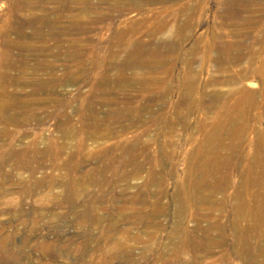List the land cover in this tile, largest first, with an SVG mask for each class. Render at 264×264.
Listing matches in <instances>:
<instances>
[{"label": "rangeland", "instance_id": "374dc122", "mask_svg": "<svg viewBox=\"0 0 264 264\" xmlns=\"http://www.w3.org/2000/svg\"><path fill=\"white\" fill-rule=\"evenodd\" d=\"M262 1L0 0V264L264 263L233 227L264 130Z\"/></svg>", "mask_w": 264, "mask_h": 264}, {"label": "bare ground", "instance_id": "6f19581e", "mask_svg": "<svg viewBox=\"0 0 264 264\" xmlns=\"http://www.w3.org/2000/svg\"><path fill=\"white\" fill-rule=\"evenodd\" d=\"M23 1V0H22ZM237 1V0H236ZM246 1V0H245ZM259 0H249V3H258ZM262 3H264V1H262ZM240 4V3H239ZM29 5V4H28ZM35 6V5H34ZM27 7V6H26ZM29 7V6H28ZM241 6L239 5V8ZM248 7V6H247ZM31 8V7H30ZM234 8V7H233ZM28 9V8H27ZM32 9V8H31ZM84 9V8H83ZM86 9V7H85ZM90 9V8H89ZM118 9V8H117ZM25 10V9H23ZM19 11V10H18ZM85 11V10H84ZM232 11V10H231ZM246 11V10H245ZM22 13V12H21ZM48 13V12H47ZM85 13V12H84ZM242 13V12H241ZM32 14V13H31ZM30 15V14H29ZM28 15V16H29ZM46 15V14H45ZM27 18V17H26ZM30 18V17H29ZM49 20V19H48ZM75 20V19H74ZM73 20V21H74ZM77 20V19H76ZM79 21V20H78ZM48 23V22H47ZM78 23V22H77ZM24 24V23H22ZM27 24V23H26ZM50 24V23H48ZM29 25V24H27ZM23 26V25H21ZM27 27V26H26ZM36 27V26H35ZM11 28V27H10ZM24 28V27H23ZM34 29V28H33ZM36 30V28H35ZM38 31V30H37ZM35 33V32H34ZM54 33V32H53ZM38 34V33H37ZM8 35V34H7ZM41 36V35H40ZM2 37V35H1ZM52 37V36H51ZM218 37V36H217ZM120 38V37H119ZM250 38V37H249ZM6 39V38H5ZM126 39L128 40V38L126 37ZM222 39V38H221ZM256 39V38H255ZM258 39V38H257ZM126 40V41H127ZM246 40V39H245ZM5 41V40H4ZM23 41V40H21ZM140 41V40H139ZM243 39L240 38L239 41H237L239 44H234L233 42H224V44H222V49L223 51L227 50V49H230L232 47H234L236 45V47H240L241 44H243ZM6 42V41H5ZM131 42V41H130ZM142 42V41H141ZM246 42V41H245ZM264 42V40H263ZM20 43V42H19ZM135 43V42H134ZM137 43V42H136ZM212 43V42H211ZM247 43V42H246ZM10 44V43H9ZM28 44V43H27ZM264 44V43H263ZM16 45V44H15ZM18 45V43H17ZM24 45V44H23ZM13 46V45H12ZM29 46V45H28ZM27 46V47H28ZM133 46V45H132ZM255 46V45H254ZM10 48V47H8ZM24 48L25 45H24ZM36 48V47H35ZM122 48V47H121ZM41 49V48H40ZM43 49V48H42ZM118 49V48H117ZM22 50H24L22 48ZM21 50V51H22ZM119 50V49H118ZM129 50V49H128ZM26 51V50H25ZM115 51V50H114ZM126 51V50H125ZM143 49L142 47L138 46V47H135L133 48L131 51H130V54L129 56L125 59V60H122L121 62H119L120 64H118V68L119 70L121 69V74L119 75V79L117 80L116 82V85H113L112 82L109 81L110 85H104L105 87L104 88H101L102 91L106 92L107 90H110L111 88H114V87H118V86H123L125 84V80L123 79V69L127 68H132V69H137L136 67H138L141 63H142V60H143ZM73 52V51H72ZM113 53V52H112ZM117 53V52H116ZM81 54V53H80ZM115 54V52H114ZM146 54V53H145ZM152 54V53H151ZM29 55V54H28ZM112 55V54H111ZM116 55V54H115ZM114 55V56H115ZM22 57V56H21ZM28 57V56H27ZM83 57V56H82ZM246 55H237L235 56V60H240L242 58H245ZM14 58V57H13ZM42 58V57H41ZM57 58V57H56ZM63 58V57H62ZM115 58V57H114ZM113 58V59H114ZM232 58V56H231ZM6 59V51H3L2 54H1V61H0V65L3 64L4 60ZM10 59V58H9ZM79 59V58H78ZM229 59V57H228ZM17 60V59H16ZM22 60V59H21ZM74 60V59H73ZM233 58L230 61H232ZM234 60V62H235ZM263 62H264V58L262 59ZM24 61V60H22ZM226 61V60H225ZM113 62V61H112ZM118 62V61H117ZM6 63V61H5ZM43 64V63H42ZM111 64V63H110ZM114 64V63H113ZM112 64V65H113ZM153 64V63H152ZM226 64V63H225ZM39 65V63H38ZM37 65V66H38ZM264 65V63H263ZM150 66V65H148ZM224 66V65H223ZM19 67V66H18ZM24 67V66H23ZM44 67H47L46 65ZM112 67V66H110ZM142 67V66H141ZM38 68V67H37ZM50 68V67H49ZM144 68V67H143ZM35 69V68H34ZM140 69V68H139ZM138 69V70H139ZM245 69V68H244ZM247 70L249 69L248 67L246 68ZM28 70V69H27ZM236 71V70H235ZM245 71V70H244ZM238 73V72H237ZM0 74L3 76V77H6L7 76V73L3 70L1 71L0 70ZM75 75V74H74ZM78 76V75H77ZM72 78V77H71ZM9 80V75L4 79V80ZM72 80V79H71ZM104 80V79H103ZM14 81V80H13ZM32 81V80H31ZM106 81V80H105ZM217 81V80H216ZM131 82H133L131 80ZM53 83V82H52ZM1 84V82H0ZM3 85V84H2ZM8 85V84H7ZM129 85V83H128ZM126 86V85H125ZM97 87V86H96ZM121 88V87H120ZM194 86H190V89H193ZM243 89V88H241ZM96 90V89H95ZM99 91V90H98ZM190 91V90H189ZM235 91V90H234ZM239 91V90H237ZM114 92V91H113ZM242 92V91H241ZM116 93V92H115ZM186 93V92H185ZM103 94V93H102ZM187 98V97H186ZM248 98H250L248 96ZM218 100H220L218 98ZM217 100V101H218ZM214 101V100H213ZM24 104V103H23ZM0 106L3 107L4 109V106L3 104ZM1 109V107H0ZM228 110H232L231 107L228 108ZM2 111V110H1ZM5 111V110H4ZM256 116H254V118H256ZM227 121H222L220 123V126L224 127L225 124H226ZM231 126H234L233 128H231L230 130L226 131V132H230L228 133L231 137L233 138H241L243 135L245 137L246 133L248 131L246 130H243V129H239V126H237V122L235 120H231ZM229 126V127H231ZM4 130V129H3ZM2 131V130H1ZM250 133V132H249ZM222 134V133H220ZM253 139V138H252ZM237 142V141H236ZM243 145V138L240 139L239 141V144H235V143H231L229 145V147L231 148V152L230 153H221L220 155L217 156L216 158V162H217V171L221 174V179H220V185H221V189L224 190V188H226V186H229V185H226L225 183L228 182V179L226 178L227 177V170L231 169L234 167V163H233V153H235L236 151V148L239 147V146H242ZM252 147H253V152L246 156V154L244 153V156H245V159L247 160V166L245 167V169H243L242 171V175L243 177H245V184L247 186H255L256 189H252V190H249L248 193H247V199L248 200H245V197L243 195H245L243 192H240L239 190H236L234 193H235V197L236 195H239V197L242 198V200L240 199L237 203L234 204V208H233V213L239 215L240 219L241 220H244L246 219V223L245 224H242L240 222V219L238 217H236L233 221V227L234 229L239 232L240 234H248L249 237L251 236H258L259 240L260 238L261 239H264V130L263 131H258L257 133V138L256 140H254V143H252ZM244 146V145H243ZM242 146V147H243ZM244 148V147H243ZM244 152H245V149H244ZM68 164V163H67ZM68 167V166H67ZM69 168V167H68ZM71 168V167H70ZM255 173H257V175H255ZM91 179V178H90ZM95 178H92L91 181L94 182ZM60 184V183H59ZM63 184V183H62ZM58 185V184H57ZM72 186V185H71ZM69 193H68V196L69 198L71 197V199H73L72 196H74L73 194V188H69ZM226 197V195H225ZM226 201V199H225ZM225 205L223 204V200L222 202L220 203V207H219V210L221 213H224V207ZM220 214V213H219ZM225 215V214H224ZM233 215V214H232ZM223 216V215H222ZM220 221V220H219ZM226 227V226H225ZM217 228H218V232L220 233V237H221V240L223 241L224 238H225V228L223 226L222 223H218L217 224ZM250 237V238H251ZM243 241L245 239H247V237H243L242 238ZM247 241H250L249 239H247ZM224 242V241H223ZM259 242V241H258ZM258 247H261L259 246V243L257 244ZM257 247V248H258ZM259 254H262V256L264 255V249H261L258 253ZM255 254V255H257ZM258 257V256H257ZM260 257V255H259ZM261 260V259H260ZM258 261V260H257ZM252 263V262H251ZM258 263V262H256ZM259 263H261L259 261ZM254 264V262H253ZM264 264V263H263Z\"/></svg>", "mask_w": 264, "mask_h": 264}]
</instances>
